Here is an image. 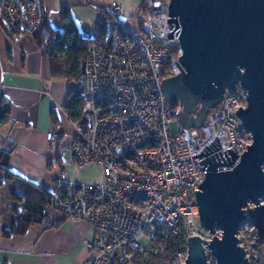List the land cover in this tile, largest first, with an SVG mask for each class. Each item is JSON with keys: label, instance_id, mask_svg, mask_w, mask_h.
I'll return each mask as SVG.
<instances>
[{"label": "built area", "instance_id": "2783aa9c", "mask_svg": "<svg viewBox=\"0 0 264 264\" xmlns=\"http://www.w3.org/2000/svg\"><path fill=\"white\" fill-rule=\"evenodd\" d=\"M98 3L103 36L91 42L84 75L73 87L83 109L74 122L62 175L49 191L51 207L96 229L83 264H150L152 259L184 264L187 240L186 249L170 258L160 239L200 235L196 192L208 173L200 163L207 157L193 156L216 138L221 153L247 151L251 134L237 113L246 107L247 93L239 83L235 91L227 90L185 140L162 86L181 72L176 62L183 68L181 24L168 23L170 0H143L128 20L121 17L119 0H84L90 7ZM47 19L45 0H0V25L11 36L35 37ZM60 129L57 125L47 140L60 139ZM92 166L100 169L98 182H72L64 176L67 167Z\"/></svg>", "mask_w": 264, "mask_h": 264}, {"label": "water", "instance_id": "95a60500", "mask_svg": "<svg viewBox=\"0 0 264 264\" xmlns=\"http://www.w3.org/2000/svg\"><path fill=\"white\" fill-rule=\"evenodd\" d=\"M178 20L183 68L175 61L181 72L162 86L168 102L182 108L178 119L185 140L238 83L247 105L237 113L251 134L243 155L232 149L221 153L216 138L193 156L207 157L200 162L208 173L196 205L201 228L211 238L190 236L184 264H209L210 257L216 264H250L238 233L251 219L264 244V0H170L168 23L178 28Z\"/></svg>", "mask_w": 264, "mask_h": 264}, {"label": "crops", "instance_id": "0c3cea01", "mask_svg": "<svg viewBox=\"0 0 264 264\" xmlns=\"http://www.w3.org/2000/svg\"><path fill=\"white\" fill-rule=\"evenodd\" d=\"M119 1L121 17L125 20L131 19L143 2ZM100 5L90 7L84 0H45L47 23L53 30L64 32L69 24L63 20L62 9L69 7L82 37L90 41L101 38ZM58 56L64 58L65 55ZM86 58L87 54L85 64ZM72 59L69 62L72 63ZM76 69L74 66L65 73L70 77L54 76L51 59L38 46L35 37L11 36L5 25H0V111L9 110L8 122L0 124V151L9 154L7 169L16 176L4 182L10 185L8 196L0 193V263L83 264L88 257L87 244L96 238L94 226L85 221L73 222L50 206L42 214V221L28 225L25 233L4 235V229L13 228L18 218L27 214L26 199L21 198V191L33 192L35 207L39 191L49 193L54 181L62 175L61 167L75 136L74 122L81 116H73L69 106L76 97L73 93L76 80L72 73ZM57 125H61V138L47 140V134ZM90 169L99 172L94 180L87 179ZM73 170L81 172L79 178L72 176ZM64 176L68 181L91 183L100 181L101 172L99 168L67 167Z\"/></svg>", "mask_w": 264, "mask_h": 264}, {"label": "trees", "instance_id": "16d2710c", "mask_svg": "<svg viewBox=\"0 0 264 264\" xmlns=\"http://www.w3.org/2000/svg\"><path fill=\"white\" fill-rule=\"evenodd\" d=\"M62 15L63 20L69 24L64 32L53 30L46 22L42 31L35 36V39L38 46L45 50L47 55L50 57L53 65L54 76L70 77L68 74L65 75V73L68 71L70 72L73 70L74 66H77V69L72 72L75 80L77 81L84 75L85 56L93 40L90 41L89 39L82 37L78 26L74 23L71 17L69 7L62 9ZM60 53L65 55L64 58L58 56ZM71 57H73L72 63L69 62ZM69 106L72 109L73 116L79 117L81 115L83 105L79 98L75 97L73 101L69 102ZM171 110L173 115L178 116V113L182 110V108L178 103H175L171 106ZM8 114L9 110L0 111V124H6L8 122ZM9 159V154L0 151V187L4 185L6 180L16 179V176L7 169ZM2 174H4V176ZM21 192V198L26 199V207L28 208V211L26 215L18 218V222L13 226V228L4 229V235L7 237L11 236L13 233H25L28 225L31 223H40L43 219L42 214L45 212L46 208L48 206L51 207L50 193L46 190L39 191L38 203L35 207L32 204L33 199L35 200L36 198V196L33 195V192L29 189H23ZM186 240H188V234H185L181 238H163L160 239V242L165 245L170 258H172L178 250L186 249ZM150 264L153 263L151 262Z\"/></svg>", "mask_w": 264, "mask_h": 264}, {"label": "rangeland", "instance_id": "374dc122", "mask_svg": "<svg viewBox=\"0 0 264 264\" xmlns=\"http://www.w3.org/2000/svg\"><path fill=\"white\" fill-rule=\"evenodd\" d=\"M249 140V139H247ZM251 142V139L250 141ZM69 156V155H68ZM67 157V156H66ZM71 168V167H69ZM89 168H97L95 166L89 167ZM74 178H79L81 172L80 171H72ZM99 176V172L96 169H90V171L87 173V179L88 180H94ZM9 183H6L3 187L0 188V193L3 197L8 196L9 194ZM262 203L264 204V197L262 198ZM254 204L251 202L249 208H253ZM197 225L200 227V235L203 236L206 240L211 237V235L204 231L201 228L200 221H197ZM220 234V232H219ZM241 246L245 247L247 251V256L249 258L250 264H264V244H261L258 240V233L257 229H255L254 223L251 219H248L245 224H243L241 228V232L238 234ZM173 258V257H172ZM152 263L156 264L155 260ZM166 264H174V262L168 261ZM209 264H216L215 260L210 257L209 258Z\"/></svg>", "mask_w": 264, "mask_h": 264}]
</instances>
